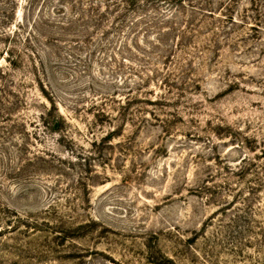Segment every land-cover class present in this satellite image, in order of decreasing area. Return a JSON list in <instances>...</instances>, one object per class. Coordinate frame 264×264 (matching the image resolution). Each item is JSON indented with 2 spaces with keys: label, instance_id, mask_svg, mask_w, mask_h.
Returning <instances> with one entry per match:
<instances>
[{
  "label": "rangeland",
  "instance_id": "374dc122",
  "mask_svg": "<svg viewBox=\"0 0 264 264\" xmlns=\"http://www.w3.org/2000/svg\"><path fill=\"white\" fill-rule=\"evenodd\" d=\"M59 2L0 0V264H264V0H158L131 54Z\"/></svg>",
  "mask_w": 264,
  "mask_h": 264
},
{
  "label": "trees",
  "instance_id": "16d2710c",
  "mask_svg": "<svg viewBox=\"0 0 264 264\" xmlns=\"http://www.w3.org/2000/svg\"><path fill=\"white\" fill-rule=\"evenodd\" d=\"M38 1L39 0H25V3L28 4L29 10H34L35 4ZM162 1L171 3L172 0ZM42 2L44 3L45 1ZM58 2L60 5L59 10L60 8L63 9L60 10V12H62L63 15H67L62 24L82 28L80 22L86 21L93 30V35H89L90 39L93 38V36H98L101 41L105 39L104 43L99 41L98 44L100 46H105L106 44L114 46L118 42L122 48L121 52L129 54L132 52L140 53V36H144L145 33L148 35L151 34L153 38L156 36L160 37L161 35V28L158 25L159 22L153 10L158 0H70L69 3H67L68 9L71 11L70 13L67 12V6L64 3L65 0H58ZM46 4L47 3H45L44 6H46ZM11 8V12L8 13H11V18L14 20L16 7L13 5ZM50 12H48V15ZM8 13L5 19L9 17ZM24 19L23 17V19L20 20V24H17V29H21V27L24 26ZM35 28H37V26H35ZM87 28L90 29V27ZM101 37H103V39ZM155 40L156 48H159V39L156 37ZM14 45H16V41L12 40V47H14ZM149 45H152V47L149 46L150 48L155 49L154 43H149ZM6 54L9 57V64L16 62L14 60L16 57L15 52L8 51ZM155 54L159 55L157 53ZM156 55H154L153 58H157ZM142 60L143 59H141V61ZM53 111L56 110L47 111L43 123H45V126H48L49 129L56 131L59 130L64 121L58 113L55 117Z\"/></svg>",
  "mask_w": 264,
  "mask_h": 264
}]
</instances>
